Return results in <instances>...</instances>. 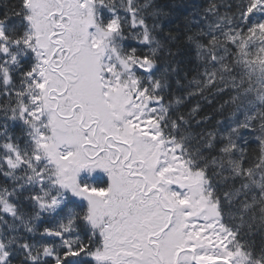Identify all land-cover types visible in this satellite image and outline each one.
I'll use <instances>...</instances> for the list:
<instances>
[{"label":"snow or ice","instance_id":"obj_1","mask_svg":"<svg viewBox=\"0 0 264 264\" xmlns=\"http://www.w3.org/2000/svg\"><path fill=\"white\" fill-rule=\"evenodd\" d=\"M0 264H264V0H0Z\"/></svg>","mask_w":264,"mask_h":264}]
</instances>
